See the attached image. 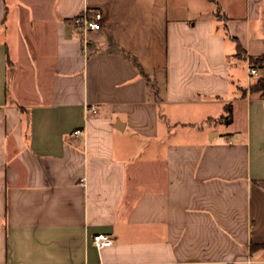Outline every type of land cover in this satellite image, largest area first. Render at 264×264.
Listing matches in <instances>:
<instances>
[{"label":"crops","instance_id":"1","mask_svg":"<svg viewBox=\"0 0 264 264\" xmlns=\"http://www.w3.org/2000/svg\"><path fill=\"white\" fill-rule=\"evenodd\" d=\"M209 1L0 0V264H264V97L224 29L263 54L264 0Z\"/></svg>","mask_w":264,"mask_h":264},{"label":"trees","instance_id":"2","mask_svg":"<svg viewBox=\"0 0 264 264\" xmlns=\"http://www.w3.org/2000/svg\"><path fill=\"white\" fill-rule=\"evenodd\" d=\"M225 20L228 19L226 16H222ZM225 34L229 40L235 44V57L243 62H248L250 66L256 67L259 71L257 76L249 81L248 85L242 86V94L246 95L249 92L251 95L264 97V53L259 55H248L245 48L243 47L238 36L231 34L227 24L224 26ZM225 113L222 114L217 120L231 122L233 119V103L229 102L225 105ZM258 247H264V243H252V250Z\"/></svg>","mask_w":264,"mask_h":264},{"label":"built area","instance_id":"3","mask_svg":"<svg viewBox=\"0 0 264 264\" xmlns=\"http://www.w3.org/2000/svg\"><path fill=\"white\" fill-rule=\"evenodd\" d=\"M74 22L77 26L81 27L85 32L92 30H100L103 27V13L99 10L92 12L85 11L84 13L76 16ZM259 71L256 67H252L248 63V75L250 77L257 76ZM88 112L96 111L94 106L87 107ZM83 133L82 128H77L74 130L75 135H80ZM93 242L98 249L110 246L113 243L111 236L105 232H98L93 235Z\"/></svg>","mask_w":264,"mask_h":264},{"label":"rangeland","instance_id":"4","mask_svg":"<svg viewBox=\"0 0 264 264\" xmlns=\"http://www.w3.org/2000/svg\"><path fill=\"white\" fill-rule=\"evenodd\" d=\"M205 1V4H207L208 2H210L209 0H204ZM211 5H213L214 3L213 2H210ZM232 48H233V43L231 40L228 41V44H227V50L229 53H231L232 51ZM233 56V55H232ZM231 61H234V59H230ZM235 72H239L238 68H235L234 70ZM243 73L241 71V77L243 76ZM243 78V77H242ZM241 78V80H242ZM220 108V106H219ZM222 108V107H221ZM206 110V108H205ZM208 111H210L211 114H214L217 113L220 111L218 109V106L216 105H213L211 106L210 109H208ZM223 111V110H221ZM162 112H163V115L166 116L168 114V110L166 107H162ZM203 109L200 110L199 113H195V115H192V114H181V113H178V112H175V115H176V118H174L175 120L176 119H180L182 121H197L198 124H206L207 123L205 122V116L203 115ZM203 115V116H202ZM190 135L189 137H191L192 135H203V133L196 129V128H193L190 126H183V125H178V128L174 130V133H173V139H186L187 136Z\"/></svg>","mask_w":264,"mask_h":264}]
</instances>
